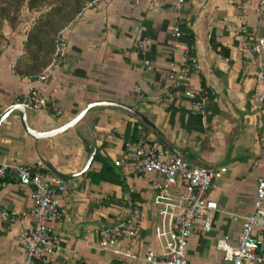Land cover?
I'll return each instance as SVG.
<instances>
[{"label":"crops","instance_id":"1","mask_svg":"<svg viewBox=\"0 0 264 264\" xmlns=\"http://www.w3.org/2000/svg\"><path fill=\"white\" fill-rule=\"evenodd\" d=\"M175 3L115 0L87 11L61 30L68 41L63 62L45 81L38 79L45 66L30 75L17 68L26 52L30 10L25 8L15 26L5 21L1 28L0 116L30 89L40 91L47 104L6 117L0 125V162L28 164L57 178L54 169L70 177V189L61 198L63 216L53 227L60 237L59 255L68 256L71 264H146L147 250L164 252L155 233L160 220L155 191L125 154V144L136 141L137 125L140 138L159 141L193 167L220 172L208 193L219 210L212 213L210 232L196 230L191 235L186 247L189 264H224L217 241L226 238L236 246L241 230L229 213L253 211L257 184L264 176V165L254 164L258 159L264 163V103L255 100L256 93H264V82L257 78L264 52L258 59L252 51L257 38L264 36L258 0H186L182 39L192 46L196 64L177 90L167 78L168 63L184 60L171 31L179 20ZM142 39L152 44L145 57L137 47ZM135 85L141 94L134 92ZM187 89L197 94L209 90L203 111L185 95ZM100 102L121 106H91L76 125L48 135ZM20 114L31 132L23 127ZM92 147L93 159L81 174ZM96 154L115 167L121 183L99 178L104 163ZM32 191V186L12 178L0 188V213L6 210L14 216L7 223L0 215V264H26L19 232L34 223ZM135 207L142 211V230L131 241V255L122 254L125 242L102 247L101 230ZM29 264L44 263L33 258Z\"/></svg>","mask_w":264,"mask_h":264},{"label":"built area","instance_id":"2","mask_svg":"<svg viewBox=\"0 0 264 264\" xmlns=\"http://www.w3.org/2000/svg\"><path fill=\"white\" fill-rule=\"evenodd\" d=\"M115 0H88L81 7L73 20L81 19L89 10L108 7ZM139 2V0H133ZM156 3L159 0H151ZM247 3L249 0H240ZM186 0H176L174 10L178 14V22L172 27L174 46L183 53L181 63L175 61L167 65V78L171 89H180L189 79V75L196 64V56L192 46L182 39L180 26L181 10ZM257 15L264 20V0H258ZM54 49L50 62L38 75V79L45 81L53 77L62 65L68 41L63 32L54 37ZM152 44L142 39L137 42L142 55L147 54ZM252 51L258 59L264 52V36L257 38ZM17 60L12 64V71L16 72ZM150 67V61L145 60ZM257 78L264 82V65L257 71ZM134 92L142 93L139 85H135ZM185 95L194 101L198 111H203L205 101L209 99L208 89L199 94L192 90H185ZM255 100L264 103V93H256ZM47 100L37 89H30L11 106L26 109H37L46 106ZM62 113L59 108L55 109ZM264 145V137L262 138ZM125 154L129 161L135 164L136 172L150 180L155 191L154 204L158 208L159 224L156 236L163 242L164 252L159 255L153 250L144 254L146 264H189L186 247L194 231L208 233L212 229V213L219 210L215 201L208 198V193L215 187V179L220 172L205 167H193L181 156L165 148L157 140L140 138L125 144ZM264 165L261 159L254 163ZM155 174L160 179L155 178ZM12 178L22 184L33 187L32 215L34 223L22 227L19 232L23 248L27 253L26 264L37 258L44 264H71L70 258L60 254V237L53 227V222L63 216L61 198L70 189V182L66 178H54L49 171L36 170L32 166L18 162H0V188L4 182ZM1 219L11 222L14 216L2 210ZM230 219L240 222L241 230L236 246L228 243L226 238H220L216 247L223 255L224 264H264V176L257 184L253 211L247 214L229 213ZM142 211L135 207L113 225L105 226L100 232L99 244L104 248H111L118 243L125 242L123 255H131V241L140 236L142 226ZM61 257V259H59Z\"/></svg>","mask_w":264,"mask_h":264},{"label":"trees","instance_id":"3","mask_svg":"<svg viewBox=\"0 0 264 264\" xmlns=\"http://www.w3.org/2000/svg\"><path fill=\"white\" fill-rule=\"evenodd\" d=\"M86 1L88 0H0V31L5 21L11 26L16 25V16L24 5L30 12L42 11L28 32L25 41L26 52L17 65L18 72L26 75L36 74L50 62L54 49V37L72 22ZM212 45L217 49V45L213 41ZM220 51L223 54L227 53L224 48H221ZM137 126L133 130L135 140L140 138L136 134ZM95 158L102 159L104 163L99 178L121 183L119 173L110 162L97 154Z\"/></svg>","mask_w":264,"mask_h":264},{"label":"water","instance_id":"4","mask_svg":"<svg viewBox=\"0 0 264 264\" xmlns=\"http://www.w3.org/2000/svg\"><path fill=\"white\" fill-rule=\"evenodd\" d=\"M109 104H113V105H116V106H121L117 103H108V102H100V103H92L90 105H88V107L86 109H84L81 113H79L73 120H71L70 122H68L67 124H65L64 126L52 131L51 133H48V135H54V134H58V133H61L65 130H67L68 128L70 127H73L74 125H76L83 117L84 115L86 114V112L88 111V109L91 107V106H95V105H109ZM23 107H20V106H13V107H10L9 109H7L1 116H0V125L2 124V122L6 119V117L12 113V112H18V113H21L23 111ZM21 115V114H20ZM21 119H22V124H23V127L30 131L27 124L25 123V120L24 118L22 117L21 115ZM31 132V131H30ZM94 153H95V148L92 147V153L91 155L89 156L88 158V161L83 169V171L81 172V174H83L87 168L89 167L92 159H93V156H94ZM52 171L54 173H56L59 177H62V178H70L68 175H64V174H59L57 172H55L54 169H52Z\"/></svg>","mask_w":264,"mask_h":264},{"label":"rangeland","instance_id":"5","mask_svg":"<svg viewBox=\"0 0 264 264\" xmlns=\"http://www.w3.org/2000/svg\"><path fill=\"white\" fill-rule=\"evenodd\" d=\"M25 8H27L26 5L21 7L20 13L16 16V24H18L19 22L22 21V14L25 10ZM45 10V9H44ZM42 11H31L30 13L33 14V17H30V22L29 24H27V27L30 29L33 25V23L35 22V20L39 17V15L41 14Z\"/></svg>","mask_w":264,"mask_h":264}]
</instances>
